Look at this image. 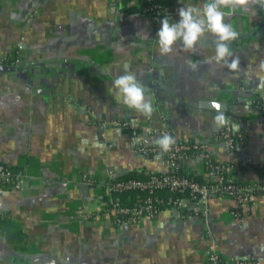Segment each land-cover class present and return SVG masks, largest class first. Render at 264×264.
Here are the masks:
<instances>
[{
  "label": "crops",
  "instance_id": "crops-1",
  "mask_svg": "<svg viewBox=\"0 0 264 264\" xmlns=\"http://www.w3.org/2000/svg\"><path fill=\"white\" fill-rule=\"evenodd\" d=\"M205 2L173 0L153 18L110 0H0V55L17 50L24 62L7 67L27 68L0 70V162L20 173L17 187L0 191V218L22 232L14 243L0 232V264H205L208 246L264 264V196L241 220L231 213V199L219 195L209 197L206 215L163 207L154 219L127 225L100 215L101 183L129 172L170 171L164 153L137 151L156 145L162 126L177 140L206 143L235 181L257 179L238 162L264 160V8L222 9L238 33L227 64L215 60L210 33L191 50L177 42L170 54L158 53L161 20L178 22L179 8ZM233 59L236 68L228 67ZM127 73L148 100L145 83L153 74L165 80L169 104H152L147 117L126 107L113 82ZM212 101L226 108H208ZM221 112L244 137L232 149L216 136ZM108 119L133 126L102 125ZM177 165L207 178L195 152Z\"/></svg>",
  "mask_w": 264,
  "mask_h": 264
},
{
  "label": "built area",
  "instance_id": "built-area-1",
  "mask_svg": "<svg viewBox=\"0 0 264 264\" xmlns=\"http://www.w3.org/2000/svg\"><path fill=\"white\" fill-rule=\"evenodd\" d=\"M110 1L117 3L118 0ZM144 12L156 18L165 11L161 10L158 5L149 4L144 8ZM23 62L17 50H14L10 55H0V65H18ZM262 112H264V108H262ZM226 120L227 123L219 127L216 136L223 140L229 149H232L243 140V135L239 132L235 135L231 130V121L228 118ZM101 123L106 126L128 129L133 126L130 121L125 119H108L101 121ZM148 131L151 132L153 129H148ZM159 132L161 137L165 134L173 137L170 129L165 126H162ZM173 139L175 143L171 146L170 151L163 152L170 171L165 173L149 172L139 178L116 179L100 184L101 189L96 196L101 204L100 215L102 217L111 219L115 225L133 224L141 219H154L163 206L206 215L209 197L219 195L231 199L233 203L231 213L236 219L241 220L244 213L255 205L259 196H264V184L255 186L252 182L246 184L237 182L232 177L224 176L219 172L220 169L224 168V165H208L207 160L209 162L210 156L207 153L206 143L177 140L174 137ZM137 151L140 154H154L161 152V149L157 144H143L137 147ZM193 152H196L203 158L204 164H207L205 168L208 181L199 182L175 172L178 160ZM259 164L263 165L264 160ZM19 177L20 173L14 172L0 162V191L17 187ZM126 190L144 191L146 195L138 196L130 203H123L118 197L111 196L114 192ZM161 191H170L176 195L163 196L160 194ZM203 257L205 264H258L254 260L223 257L213 246L205 248Z\"/></svg>",
  "mask_w": 264,
  "mask_h": 264
},
{
  "label": "clouds",
  "instance_id": "clouds-1",
  "mask_svg": "<svg viewBox=\"0 0 264 264\" xmlns=\"http://www.w3.org/2000/svg\"><path fill=\"white\" fill-rule=\"evenodd\" d=\"M264 8V0H206L202 8L183 6L178 9L179 21L170 22L166 16L161 20V27L157 31L158 53L166 56L173 51V46L179 42L185 50L193 49L206 33L213 37L215 45V60L227 64L228 57L232 56L230 43L237 39L238 33L231 24L225 23L226 11L235 13L237 9L246 10L249 6ZM239 61L233 59L230 68H236ZM113 88L118 92L121 102L128 108L134 109L144 116H150L153 108L150 100L145 97V88L137 80L136 75L127 73L117 77ZM227 123L221 112L215 117L217 127ZM161 153L168 152L175 143L170 135H163L155 141Z\"/></svg>",
  "mask_w": 264,
  "mask_h": 264
},
{
  "label": "trees",
  "instance_id": "trees-1",
  "mask_svg": "<svg viewBox=\"0 0 264 264\" xmlns=\"http://www.w3.org/2000/svg\"><path fill=\"white\" fill-rule=\"evenodd\" d=\"M172 1L173 0H118L116 5H118L119 9H121V10H123L125 12H128V13H141V14H144L145 13L144 12V8L147 5H149V4L158 5V7L161 10L165 11L167 6H169ZM259 119L261 121H264V112H261L259 114ZM233 133H235V135H236L237 132H235L233 130ZM237 139L239 140L238 137H237ZM242 141H241V143H243ZM241 143L238 142L237 144H241ZM207 163L210 166L223 165L222 163L215 162L211 158H209V162L207 160ZM238 165H239L240 168L250 167V168L255 170V172L257 173V179L254 182H252V183L255 184V186L257 184H260V185L264 184V164L260 165L257 162L248 161L244 165H241L240 162H238ZM206 166H207V164H205V167ZM224 167L226 168L225 165H224ZM225 168H222V169L219 170V172L222 175H224V176L227 175ZM209 170H211V168H209ZM175 172L177 174L184 175L186 177H189V178L194 179V180L199 181V182L208 181V179L203 178L202 176H200L198 174H194V173L187 174V173L182 172L179 169L178 165H177V167L175 169ZM143 176H144V174H139L137 172H129L127 174L117 176L115 179H112V180L126 179V178H133V177L134 178H139V177H143ZM247 183H251V182H247ZM243 184H246V183H243ZM160 194L163 195V196H166V195L167 196H174V195H176V193H172L170 191H161ZM145 195H146V192L138 191V190H126V191H122V192H114V193L111 194L112 197H118V199L121 202H123V203H130L136 197H138V196L143 197ZM163 207H161V209ZM0 232H2L4 234V236L6 237L7 241L11 242V243L18 242V240L22 237V232L13 225V222L7 216H3L2 218H0Z\"/></svg>",
  "mask_w": 264,
  "mask_h": 264
},
{
  "label": "water",
  "instance_id": "water-1",
  "mask_svg": "<svg viewBox=\"0 0 264 264\" xmlns=\"http://www.w3.org/2000/svg\"><path fill=\"white\" fill-rule=\"evenodd\" d=\"M7 66L8 65H3V64L0 65V70H7V71L14 72L17 74H20L22 72L26 73V71H27V68H17L15 66H12V67H7ZM145 84L148 87L147 94H149V96H151V100H150L151 104L156 105V107H160V108H162L164 105L167 106V104H169L168 101L170 99L168 96V91L171 89L168 87V83L165 80L158 77L156 74H153L151 81H147ZM158 97H159V99L160 98L163 99L164 102L157 101L156 98H158ZM224 105L222 104V106H221L217 102L212 101V102L208 103V108L218 109V107L221 106L222 109H225L226 107ZM153 112L154 111H152V114H153ZM228 114L230 115V113H228ZM167 119L169 120V118H167ZM142 131L144 134H146V132H145L146 128L145 127L142 128Z\"/></svg>",
  "mask_w": 264,
  "mask_h": 264
}]
</instances>
